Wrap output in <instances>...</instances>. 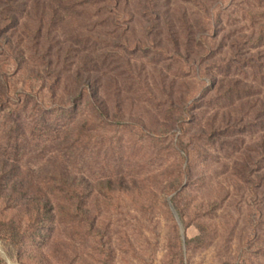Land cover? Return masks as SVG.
Here are the masks:
<instances>
[{
  "label": "rangeland",
  "instance_id": "1",
  "mask_svg": "<svg viewBox=\"0 0 264 264\" xmlns=\"http://www.w3.org/2000/svg\"><path fill=\"white\" fill-rule=\"evenodd\" d=\"M4 10L0 264H264V0Z\"/></svg>",
  "mask_w": 264,
  "mask_h": 264
},
{
  "label": "trees",
  "instance_id": "2",
  "mask_svg": "<svg viewBox=\"0 0 264 264\" xmlns=\"http://www.w3.org/2000/svg\"><path fill=\"white\" fill-rule=\"evenodd\" d=\"M102 3H111L115 0H98ZM0 14H2L3 18L6 19L9 22H14V19H16L14 17V13L10 12V10H4L1 11ZM249 42L252 44L250 50L252 51L253 49H257V52L255 53H251V51H246L245 54L246 56L241 60L242 61V66H248L249 68H251L252 70H254L256 73H258L260 76L263 73L262 70L264 69V52L262 51V47H264V33L263 32H259V36H254L252 35L249 38ZM10 49H13L12 43L10 42V40L8 41V45H7ZM223 82V80H222ZM244 89L248 90V89H255V87H253V85L250 84H243ZM238 91H242L243 88H236ZM231 91V87L226 89L225 92L226 93H230ZM259 95L261 94L260 92L258 93ZM263 100H259V109L257 110V113H264V95L262 96ZM261 120V118L259 119ZM3 160L0 161V163H2Z\"/></svg>",
  "mask_w": 264,
  "mask_h": 264
}]
</instances>
